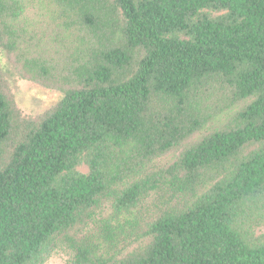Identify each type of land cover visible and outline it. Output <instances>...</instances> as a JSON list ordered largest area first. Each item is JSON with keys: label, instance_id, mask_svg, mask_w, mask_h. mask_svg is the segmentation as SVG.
<instances>
[{"label": "trees", "instance_id": "16d2710c", "mask_svg": "<svg viewBox=\"0 0 264 264\" xmlns=\"http://www.w3.org/2000/svg\"><path fill=\"white\" fill-rule=\"evenodd\" d=\"M0 0V264H264V0ZM81 167L87 172H81Z\"/></svg>", "mask_w": 264, "mask_h": 264}, {"label": "rangeland", "instance_id": "374dc122", "mask_svg": "<svg viewBox=\"0 0 264 264\" xmlns=\"http://www.w3.org/2000/svg\"><path fill=\"white\" fill-rule=\"evenodd\" d=\"M26 6L25 19L34 28H41L47 23L48 11L43 0H23ZM15 55H1L0 66L12 95V100L22 118L32 121L51 110L62 97L58 89H51L36 80L21 74V64L15 61ZM86 173L85 167L79 169ZM260 233L264 235V228ZM68 256L63 252L55 253L46 264H65Z\"/></svg>", "mask_w": 264, "mask_h": 264}]
</instances>
